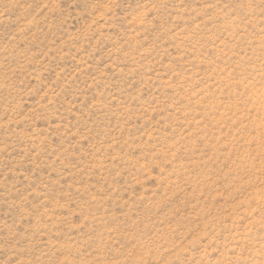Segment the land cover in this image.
<instances>
[{"label":"rangeland","instance_id":"rangeland-1","mask_svg":"<svg viewBox=\"0 0 264 264\" xmlns=\"http://www.w3.org/2000/svg\"><path fill=\"white\" fill-rule=\"evenodd\" d=\"M0 264H264V0H0Z\"/></svg>","mask_w":264,"mask_h":264}]
</instances>
